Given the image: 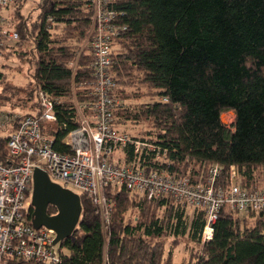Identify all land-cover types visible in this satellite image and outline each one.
Here are the masks:
<instances>
[{
  "label": "trees",
  "instance_id": "1",
  "mask_svg": "<svg viewBox=\"0 0 264 264\" xmlns=\"http://www.w3.org/2000/svg\"><path fill=\"white\" fill-rule=\"evenodd\" d=\"M26 3H14L10 28L20 41L5 50L3 58L33 64L30 84L35 87L36 110L40 91L58 101V121L48 126V134L55 137L56 150L66 151L62 140L78 119L69 101L72 87L86 103L94 80L91 49L81 52L92 10L86 0H41L32 20L22 14ZM111 3L123 13L119 24L126 26L113 44L116 94L148 99L138 108L118 109L116 123L151 124L152 130L133 137L169 152L165 162L146 161L148 167L204 184L210 168L218 165L217 185L223 187L231 183L235 168L244 188H264V0ZM132 85L146 86L147 93L131 91ZM8 90L4 88L14 94ZM229 111L235 120L226 125L221 116ZM0 158H8L7 138L1 135ZM106 194L115 203L106 230L92 200L81 196L82 216L72 237L61 245L67 250L61 264H173V252L161 241L169 237L199 246L188 264H264V211L243 214L225 205L213 238L204 242L203 209L192 210L170 195L148 199L126 188L109 187ZM130 208L139 212L134 221L127 218ZM32 213L34 217V208ZM49 214H57L56 208L50 206ZM244 216L256 219L254 224Z\"/></svg>",
  "mask_w": 264,
  "mask_h": 264
},
{
  "label": "built area",
  "instance_id": "2",
  "mask_svg": "<svg viewBox=\"0 0 264 264\" xmlns=\"http://www.w3.org/2000/svg\"><path fill=\"white\" fill-rule=\"evenodd\" d=\"M16 1L0 0V60L5 50L20 41L18 32L10 28V16L5 15ZM86 2L92 21L85 43L94 58V80L89 84V101L77 111V126L62 140L68 149L56 150L55 137L48 134V126L58 121V101L45 92H38L39 108L34 113L0 114V132L7 138L8 149V158H0V264H61L67 255L66 249L55 244L53 230L37 229L33 224L35 169L45 171L53 183L80 197L88 195L104 229L115 205L106 194L109 187L126 188L148 199L170 195L192 210L203 209L207 217L204 242L213 238L214 224L225 205L243 214L264 211V188H244L236 180L235 168L231 183L223 187L217 185L221 174L218 165L210 168L204 184L148 167L149 161L165 162L168 150L133 138L119 128L115 118L124 104L116 94L118 84L111 73L112 51L115 40L126 29L119 24L123 13L112 8L111 0Z\"/></svg>",
  "mask_w": 264,
  "mask_h": 264
},
{
  "label": "rangeland",
  "instance_id": "3",
  "mask_svg": "<svg viewBox=\"0 0 264 264\" xmlns=\"http://www.w3.org/2000/svg\"><path fill=\"white\" fill-rule=\"evenodd\" d=\"M41 0H28L25 6L22 9V14L26 18L32 17V20H35L39 14L38 5ZM14 11V5H12L8 11H5V15L10 16ZM89 50V46L85 41L81 46V52ZM73 67H76V63L73 64ZM34 74L33 64L27 63L25 59L11 57L2 58L0 60V114L3 113H19V114H30L36 112V101H35V87L31 85V77ZM4 88H8L14 91V94L7 93L4 91ZM130 90L134 92L147 93V88L144 85H132ZM73 95L70 97L69 101H72V104L75 106L76 110L83 106L84 103H81L77 99V90L75 85L72 87ZM122 103L124 104L123 108L127 109L129 107H137L147 102L148 99H125L121 97ZM2 106V107H1ZM225 124L231 125L235 120V113L232 111L223 113ZM122 123V122H121ZM119 126V125H118ZM53 128V127H51ZM119 128L130 136H142L147 131L152 130L151 124L147 122H126L122 123ZM2 133H0L1 135ZM134 138V137H133ZM262 170L257 171L258 174L262 175ZM257 174V175H258ZM189 214L192 216V210H188ZM139 216L138 209L130 208L127 213V218L134 221L135 218ZM247 218V222L251 225L254 224V218L244 216ZM106 230V229H105ZM165 243L167 251L173 252V264H188L192 260L193 254L199 251V246L189 242L186 238H179L177 240L172 237L163 238L161 240Z\"/></svg>",
  "mask_w": 264,
  "mask_h": 264
},
{
  "label": "water",
  "instance_id": "4",
  "mask_svg": "<svg viewBox=\"0 0 264 264\" xmlns=\"http://www.w3.org/2000/svg\"><path fill=\"white\" fill-rule=\"evenodd\" d=\"M221 121L225 124L224 116H221ZM32 206L34 226L53 230L56 233L55 244L60 245L72 237L83 212L80 195L53 183L41 169H35L33 175ZM50 206L56 208L57 214H49Z\"/></svg>",
  "mask_w": 264,
  "mask_h": 264
}]
</instances>
